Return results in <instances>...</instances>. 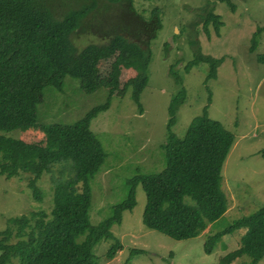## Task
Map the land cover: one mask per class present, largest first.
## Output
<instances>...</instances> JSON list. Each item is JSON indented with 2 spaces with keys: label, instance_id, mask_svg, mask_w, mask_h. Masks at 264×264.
<instances>
[{
  "label": "rangeland",
  "instance_id": "obj_1",
  "mask_svg": "<svg viewBox=\"0 0 264 264\" xmlns=\"http://www.w3.org/2000/svg\"><path fill=\"white\" fill-rule=\"evenodd\" d=\"M231 2L234 9L219 0H133L136 13L145 21L151 22L158 9L161 23L150 40L148 84L140 96L142 112L132 99L136 71L124 68L115 57L100 61L88 82L67 76L62 90L49 85L43 89L36 121L4 132L7 137L37 145L39 150H20L9 159L0 155V240L13 242L27 236L30 225L16 220L41 210L49 215L56 195L82 190L75 180L83 156L68 151L63 138L49 133V129L78 125L88 112L105 104L116 87L109 109L91 122V130L108 155L91 183L89 216L94 225L109 218L112 206L128 197L131 178L165 168L161 146L170 131L183 138L193 120L206 111L209 118L234 134L235 142L222 168L228 199L224 216L196 238L175 240L144 225L146 194L139 185L136 206L123 212L121 224L112 228L123 250L108 260L105 254L113 242L101 240L94 247L100 264H218L221 256L239 247L245 229L223 236L211 254L204 249L209 236L255 213L264 204V63L259 62L264 55V32L257 36L255 50H250L254 33L264 26V0ZM206 4L221 17L219 33L213 24L204 29L201 15ZM106 37L81 33L72 39L81 49L89 44H105ZM144 50H148L145 44ZM199 52L224 59L216 78L207 83L208 64L198 63L185 71ZM180 83L186 99L169 130V106ZM85 155H91L89 148ZM132 250L140 253L132 256ZM247 263L248 257L244 256L232 264ZM258 264H264V258Z\"/></svg>",
  "mask_w": 264,
  "mask_h": 264
},
{
  "label": "trees",
  "instance_id": "obj_2",
  "mask_svg": "<svg viewBox=\"0 0 264 264\" xmlns=\"http://www.w3.org/2000/svg\"><path fill=\"white\" fill-rule=\"evenodd\" d=\"M219 1L235 8L231 0ZM132 3L133 0H0V155L9 159L20 150H39L37 145L7 137L4 132L36 121L37 104L42 101L46 86L62 90L67 76L88 82L92 69L104 59L115 57L124 68L136 71L132 99L139 111H143L140 96L148 84L150 40L161 23L158 9L148 22L136 13ZM204 10L201 15L204 29L213 24L218 32L223 24L221 17L208 4ZM262 32L264 26L254 33L251 51L255 50V40ZM81 33L106 35L107 42L79 49L72 38ZM223 60L199 52L185 71L189 72L198 63L208 64L207 83L216 78ZM259 62L264 63V55L259 57ZM172 72H175L173 67ZM179 87L169 106V130L186 99L182 83ZM115 88L108 101L88 112L78 125L49 129V133L63 138L68 151L83 156L75 180L81 183L82 190L56 195L49 215L41 210L18 220L10 219L29 224L31 232L13 242L0 240V264H100L94 247L101 240L113 242L105 254L106 259H113L123 250V245L112 228L121 224L123 212L132 211L136 206L139 185L146 194L144 225L175 240L200 236L226 214L228 199L223 190L222 168L235 136L221 122L209 118L205 111L193 120L183 138L169 132L161 146L165 168L131 178L128 197L112 206L109 218L92 224L89 216L91 183L108 155L91 130V122L109 109ZM88 148L89 157L85 155ZM2 172H5L3 167ZM241 229H245V233L239 247L221 256L218 264H232L244 256L248 257L247 264H258L264 258V204L255 213L209 236L204 245L205 253L211 254L223 236ZM138 253L139 250H132L131 255Z\"/></svg>",
  "mask_w": 264,
  "mask_h": 264
}]
</instances>
